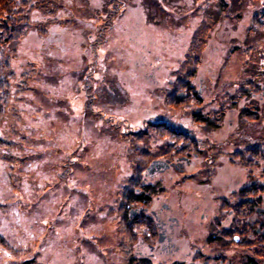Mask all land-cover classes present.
Masks as SVG:
<instances>
[{
    "label": "rangeland",
    "instance_id": "1",
    "mask_svg": "<svg viewBox=\"0 0 264 264\" xmlns=\"http://www.w3.org/2000/svg\"><path fill=\"white\" fill-rule=\"evenodd\" d=\"M109 1L61 0V10L53 13L58 21L43 32L30 31L11 58L16 72L32 61L37 74L29 82L32 90L28 87L22 100L11 102L14 117L7 110L10 116L3 126L9 130L13 121L28 138L25 151L18 152L26 154L24 161L10 167L0 160V236L12 249L10 260L0 252V264L24 259L28 264H130L125 250L140 248L146 231L135 228L139 231L135 242L127 236L115 205L118 187L134 176L138 162L146 161L144 150L151 162L175 144L154 134L141 135L143 142H131L125 131L145 125L147 118L165 124L171 118L189 130L194 125L190 118L203 115L210 125L193 126L195 134L214 143L231 134L239 140L264 135L262 116L255 124L239 114L243 101L224 109L221 125L210 117L213 110L219 112L214 97L234 90L246 72H256L264 63L259 58L255 62L246 48V44L264 45V26L257 31L250 27L260 0H119L125 7L112 20L116 7ZM34 13L30 21L47 17ZM195 29L205 35L193 40ZM194 48L199 61L190 90L194 93L200 87L199 98L182 89L183 99L169 104L163 91L172 92L167 83ZM254 101L264 102V91ZM238 131L243 135L235 134ZM235 147L234 143L223 147L213 174L202 168L204 154L195 158L189 153V163L179 161L181 169L148 175L146 182L161 180L163 188V195L150 207L166 203L177 219L203 221L188 231L198 244L208 232L217 231L211 223L216 214H221L218 233L229 229L227 222L234 213L229 215V207H221L218 198L247 182L242 162L226 155ZM168 155L181 157L187 152L170 148ZM160 186L155 184L158 190ZM220 240L207 250H221ZM245 242L241 236L239 243ZM244 246H229L236 250L235 262L241 259V250L252 256L251 251L259 249L254 240L248 246L251 250ZM180 249L186 250L182 245ZM258 252L262 257H256L257 262L264 264V254Z\"/></svg>",
    "mask_w": 264,
    "mask_h": 264
},
{
    "label": "trees",
    "instance_id": "2",
    "mask_svg": "<svg viewBox=\"0 0 264 264\" xmlns=\"http://www.w3.org/2000/svg\"><path fill=\"white\" fill-rule=\"evenodd\" d=\"M218 1L221 2V0ZM33 2V0H0V130L2 132L8 131L12 134V136L6 138L3 133H0V160L9 162L10 167L15 166V162L24 161L27 156L26 154L18 153H23V151H25L23 144H25L26 141V138L20 132V129H17L13 121L9 126V130L8 128L6 129L3 127L6 119L8 120L7 117L10 116L7 115V110L12 114L15 113L13 112L14 109L16 110V107L14 106L15 102L24 98L23 95L25 94V90H28L32 76L37 74L36 68L32 65L33 63L28 62L18 76L11 67V58L16 56L20 40L34 29H40L39 31L43 32L48 26L54 25L58 20L53 16V13L55 15L57 10H61L59 7L61 5V0H35V5ZM110 3L116 7L114 9L115 11L112 12V20L121 8L122 3H120L119 0H110ZM220 4H222V6L220 5L222 9L225 8L226 5L223 2ZM32 12L40 13L42 16L45 14L47 17L30 21ZM207 15L211 18L213 17L215 20L213 15L208 13ZM252 21L253 23L250 25L251 30L255 29V31H257L256 28L264 26V0L259 1V8L254 10ZM248 32H250V30ZM202 34L205 35V33L198 32V30L195 29L191 37L195 40V38L202 37ZM246 48L247 51H249L248 55L252 54L251 56L254 58L255 62L257 61V58H259V60H264V45L258 47L254 44H246ZM193 51L195 52V48L194 50L191 49L190 53L186 54V59L178 64V70H175V72L172 73L175 75V78L172 82L168 83V86L173 90L172 92L170 90L166 94L167 102L169 104L175 105L177 103V100H175V93L182 89L186 93H190L199 98L195 90L194 93L191 91L193 89L191 87V78L196 76L198 69L197 64L199 61V52L197 51V54H195ZM245 75L246 76H244L240 82H237L234 90L231 92L225 91L220 96L214 97L212 101L216 103L219 112L213 110L210 115L211 119L215 118L220 122L221 120H219V118L222 117L224 109H226V107H228V109L238 107L241 101L244 103L242 107H238V112L241 117L250 120L252 123L255 122V124L260 121V116L264 118V102L259 104L258 101H254V98L256 99V96L264 91V63L256 72H246ZM13 100L15 102L12 104L11 102ZM198 101H200V99H198ZM12 116L14 117V114ZM194 118L197 121H203L204 116L197 114ZM263 124L264 121L260 125ZM260 125H258V129ZM148 129H150V133L153 132L161 138L164 136H168L169 138H172L173 136V138H175V136L184 135L185 133L190 134L189 132L178 131L174 127L166 126L164 123H157L150 124L149 128L146 126L145 130L138 128L137 132L136 129H129V133L126 135L131 137V142H143L144 140L141 141L139 138L141 135L145 134H148L149 136L150 133L148 132ZM235 134L242 133L238 131ZM14 136H16L17 139H15ZM228 141V145L231 143L236 144V147L228 154L229 157L232 159L240 157V159L248 161L251 168L249 184L234 193V218H232V225L233 232L239 234L247 229L245 217L247 215H253L255 205H258V202L264 198V135H257L249 139L239 140L234 137V134H231ZM145 143L147 144V139ZM144 148H146V146L141 149ZM210 148L215 149L213 147ZM15 150L17 152H15ZM134 150H136V148H134ZM137 151L142 152L143 150L137 149ZM146 151L148 150H144V155L146 154ZM217 151L220 153L221 148H218ZM162 154H164V152ZM144 155L143 157L146 158ZM220 155L221 154H219L218 157ZM131 166H133V164ZM135 166L137 168L134 169V176H128L127 181L124 182V185L126 186L121 187L120 202L118 203V210L122 214L119 223L124 225V230L130 236H132L133 221H131L128 216V210L133 203L136 201L142 202L144 199L141 198V196L137 197L135 194L134 188L138 183L142 182L140 170L138 171L140 162ZM251 235L252 239L249 244L254 240L259 247V249L257 248L254 252L251 251V253L257 257H262L258 250H261L264 254V234L258 235L255 231H251ZM249 250L251 249L249 248Z\"/></svg>",
    "mask_w": 264,
    "mask_h": 264
},
{
    "label": "flooded vegetation",
    "instance_id": "3",
    "mask_svg": "<svg viewBox=\"0 0 264 264\" xmlns=\"http://www.w3.org/2000/svg\"><path fill=\"white\" fill-rule=\"evenodd\" d=\"M175 150L177 151V149ZM196 154L197 152L194 153V157H197ZM181 159L185 160V163H189L188 156L184 155L174 158L164 157L162 159L166 167L164 170H169L171 168L181 169L182 165L179 162ZM158 165H161V163ZM155 198L159 199V197ZM143 212L146 213V219L150 221L149 227L151 231L149 236L139 237L142 240V246L140 245V248L125 250V260L128 263L130 262V264H244V262H246V257L243 255L244 250H241L242 256L237 262L232 258V254H234L236 250H231L229 248L230 245H233L234 240L230 229H222L221 234H210L208 232L206 234L207 238L204 239L203 242H200L199 245L198 239L192 238L191 234H188V231L190 233L194 226L202 225L203 221L199 220V222L195 223L191 218H189V221H186L185 218L183 220L182 218L177 219L174 215L170 214L171 207L166 203H162L159 207L146 206V210ZM199 216L205 220L204 214H199ZM227 217L228 216H226V218ZM220 219L221 215L216 214L211 220L214 227H218ZM188 222L191 223L189 224ZM262 224L261 222L258 225L261 226ZM227 225L231 227L229 221ZM188 227L189 229H187ZM262 230H264V227ZM218 239H222L220 240L221 244L219 243L221 250H207L209 249V245ZM144 240H146L147 243ZM181 245L182 249L184 248L186 250H181ZM130 251L133 255L132 258H129L131 256L129 253ZM237 252L239 253L240 250ZM161 256L163 257V261H160Z\"/></svg>",
    "mask_w": 264,
    "mask_h": 264
},
{
    "label": "water",
    "instance_id": "4",
    "mask_svg": "<svg viewBox=\"0 0 264 264\" xmlns=\"http://www.w3.org/2000/svg\"><path fill=\"white\" fill-rule=\"evenodd\" d=\"M180 95V94H179Z\"/></svg>",
    "mask_w": 264,
    "mask_h": 264
}]
</instances>
